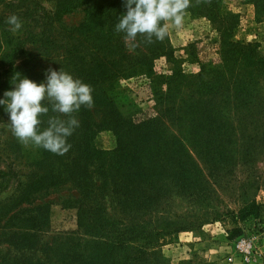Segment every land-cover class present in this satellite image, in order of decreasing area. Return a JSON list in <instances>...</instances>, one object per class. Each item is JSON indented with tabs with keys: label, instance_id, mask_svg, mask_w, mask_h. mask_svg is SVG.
<instances>
[{
	"label": "trees",
	"instance_id": "16d2710c",
	"mask_svg": "<svg viewBox=\"0 0 264 264\" xmlns=\"http://www.w3.org/2000/svg\"><path fill=\"white\" fill-rule=\"evenodd\" d=\"M251 1L264 13V0ZM17 2L11 15L23 22L21 36L4 28L8 17L0 18V63L12 71L5 80L0 76V85L14 90L16 73L45 83L48 69H63L91 85L94 107L74 114L80 126L68 138L71 149L61 156L39 148L34 174L19 180L8 197L11 203L0 216V254L5 249L0 264H166L160 237L207 222L169 209L174 196L193 190L207 171L234 175L245 164L242 158L259 151L264 161V54L251 42L232 40L238 17L224 11L222 0H191L186 10L209 18L220 34L219 63L203 64L196 77L179 68L168 76L154 73V61L172 55L168 36L152 44L138 36L135 50L126 46L124 34L115 32L126 13L124 0H52L50 13L42 14L20 4L26 0ZM77 10L82 21L59 33L63 17ZM134 76L154 85L150 114L139 113L125 99L121 82ZM53 116L67 119L49 106L41 130ZM104 129L116 137L113 150L94 144ZM227 145L239 148L231 161L236 168L221 159L200 170L191 155L202 161L201 153L210 147L222 156L221 146ZM215 157L206 154L204 161ZM242 182L249 188L262 185L264 170L248 173ZM55 199L77 210L76 233L45 237ZM260 208L254 199L245 202L236 217H258Z\"/></svg>",
	"mask_w": 264,
	"mask_h": 264
},
{
	"label": "rangeland",
	"instance_id": "374dc122",
	"mask_svg": "<svg viewBox=\"0 0 264 264\" xmlns=\"http://www.w3.org/2000/svg\"><path fill=\"white\" fill-rule=\"evenodd\" d=\"M17 1L0 0V18L9 17L11 12H15L13 8L18 6ZM28 3L30 10L39 14L50 13L53 4L52 0H26L20 4L23 6ZM222 4L225 12L238 17L232 40L251 42L264 54V13H257L255 3L251 0H222ZM82 16L80 10L65 15L61 20L62 32H58L63 33L64 28L70 30L77 26L82 21ZM5 26L7 24L4 28ZM20 34L21 31L13 33L15 37L21 36ZM168 39L173 52L171 57L161 56L154 61L153 71L156 75L168 76L174 68H179L183 74L196 77L201 73L203 64H218L220 61V34L207 17L186 11L180 27L168 22ZM20 63L21 60L18 59L15 66ZM11 72L10 65L0 63L1 80H5ZM121 85L126 90L125 99L131 100L139 113L150 114L154 111V85L150 78L134 76L123 80ZM10 89L0 85V99H6L4 93ZM260 95L264 97V90H261ZM9 123V114L5 111V106L0 105V216L10 205L8 197L19 180L24 182L34 174L33 163L39 150L31 145H21L9 130ZM10 142L14 145L9 146ZM94 144L100 150H113L117 141L111 130L104 129L97 133ZM234 149L239 148L234 145L221 146L220 156L218 150L207 147L206 154L216 157L206 161L205 153H201L202 161L196 153L191 155L195 157L200 170L204 168L207 171V167H213L221 159L226 160L225 165L228 164L232 169L236 168L231 164L232 158L238 155V151ZM261 156L262 151H259L253 157L242 158L245 164L243 168L237 166L234 175H227L225 171H211V176L207 171L206 178L198 180L199 183L193 190L185 189L174 196L169 202V209L190 217L197 215L207 219V222L199 229L160 237L166 264H195L188 263L190 260L208 264H264V183L249 188L242 182L248 173H260L264 170ZM252 166L257 167V171ZM248 167L251 170L245 169ZM253 199L261 206L260 215L249 216L245 220L238 219L236 216L239 210L245 206V202ZM21 224L23 223L15 222V225ZM77 230V210L72 205L55 199L50 205L45 237L74 234Z\"/></svg>",
	"mask_w": 264,
	"mask_h": 264
},
{
	"label": "clouds",
	"instance_id": "9594fccd",
	"mask_svg": "<svg viewBox=\"0 0 264 264\" xmlns=\"http://www.w3.org/2000/svg\"><path fill=\"white\" fill-rule=\"evenodd\" d=\"M200 0H197L199 3ZM126 13L118 18L116 33H123V39L130 50L138 47L137 37L152 44L163 42L168 36V22L176 27L183 24L186 10L191 7V0H124ZM5 23L9 30L16 33L23 27V22L16 14L10 15ZM11 83L14 90L6 91V99H0L9 114V130L17 141L25 146L42 148L56 155H65L71 144L68 138L80 126L75 113L82 107H94L91 85L61 69H48L46 82L36 83L28 78H20L16 73ZM47 105V106H46ZM52 112L58 116L50 117L47 127L40 129L41 117Z\"/></svg>",
	"mask_w": 264,
	"mask_h": 264
}]
</instances>
